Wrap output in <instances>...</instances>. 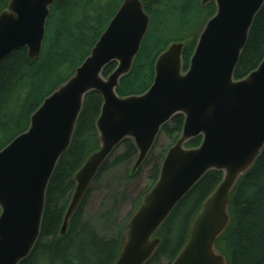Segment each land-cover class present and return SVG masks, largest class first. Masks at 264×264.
I'll return each mask as SVG.
<instances>
[{
    "label": "water",
    "instance_id": "obj_1",
    "mask_svg": "<svg viewBox=\"0 0 264 264\" xmlns=\"http://www.w3.org/2000/svg\"><path fill=\"white\" fill-rule=\"evenodd\" d=\"M55 0H10L0 13V62L26 49L40 58L50 8ZM215 13L200 31L188 67L184 42H171L154 63L149 89L120 96L147 36L150 17L141 0H123L72 76L31 114L26 131L0 150V264H22L41 232L51 177L70 148L85 98L97 93L102 105L95 123L98 149L73 176L74 190L59 236L85 199L96 175L124 142L136 150L130 175L144 165L163 127L183 124L167 150L157 179L122 231L114 264H147L170 215L209 173L221 179L190 224L188 240L171 264H230L216 241L231 223L230 196L264 150V57L242 79L234 74L254 19L264 0H200ZM114 70L104 77L108 66ZM196 139V147L188 144Z\"/></svg>",
    "mask_w": 264,
    "mask_h": 264
},
{
    "label": "trees",
    "instance_id": "obj_2",
    "mask_svg": "<svg viewBox=\"0 0 264 264\" xmlns=\"http://www.w3.org/2000/svg\"><path fill=\"white\" fill-rule=\"evenodd\" d=\"M9 1L0 0V13L7 8ZM122 1L55 0L46 25V28H50L54 24V30L53 33L49 32L47 38L45 33L40 58L31 61L26 49H20L0 62V150L27 130L31 114L60 84L72 76L89 55ZM141 1L150 17V23L152 12L156 13L165 4V0ZM195 4L200 7V0H187L182 11H178L179 19L184 21L187 12L191 13ZM200 8L199 10H206L207 17L195 35L173 38L165 43L164 48H159L158 45L150 48L146 43L148 30L131 73L120 82V89L117 91L120 96L139 95L149 89L154 77L155 60L171 42L185 43L183 62L184 69H187L200 30L215 13L213 3ZM174 32L187 31L175 28ZM263 57L264 6L254 19L234 74L235 79H242L255 70ZM68 66L72 67V71L64 75L63 71ZM114 66L116 65L112 64L105 68L103 75L108 76ZM101 105L102 98L97 93H91L85 98L70 148L61 157L47 188L40 237L31 256L22 264H114L119 255L124 226L118 230L117 238L104 239L84 219V206L90 189L70 221L66 235L59 236L62 219L75 186L73 176L84 160L98 149H95L96 143L98 144L95 123ZM182 123L181 116L175 117L163 127L161 133L168 132L177 137ZM199 143L200 139H196L188 146L194 147ZM122 145L125 151L114 155L117 148L95 180L109 167L128 163L135 157L136 150L130 142ZM112 157L114 160L110 162ZM163 158L158 161L153 171V181L157 179ZM220 179L221 174H207L177 206L159 230L157 236L161 244L147 264H156L163 258L169 260L168 264L172 263L188 240L190 224L201 204ZM186 208L189 209L187 215L182 217V223L175 232V219ZM229 211L231 223L216 241L217 249L227 256L230 264H264V150L252 169L236 185L230 196ZM106 216L107 213L103 214L104 220Z\"/></svg>",
    "mask_w": 264,
    "mask_h": 264
},
{
    "label": "rangeland",
    "instance_id": "obj_3",
    "mask_svg": "<svg viewBox=\"0 0 264 264\" xmlns=\"http://www.w3.org/2000/svg\"><path fill=\"white\" fill-rule=\"evenodd\" d=\"M186 4L187 0H165V4L159 11L156 13L152 12V21L146 38V43H148L150 48L156 45L159 48H164L165 43L173 38L177 39L184 35H195L197 33L196 31L200 29L207 17L206 10H199L201 8L195 4L191 9V13L187 12L183 21L179 19L178 11H182ZM175 28L176 30L186 29L187 32H174ZM53 30L54 24L50 28H46V38L50 31L53 33ZM71 71L72 67L68 66L63 71V74L68 75ZM176 139V136L168 132L161 133L151 156L140 168L138 174L130 176L133 166L132 159L130 162L120 166L109 167L93 182L85 202L83 215L84 219L90 222L99 236L104 239H115L118 237V230L126 225L139 206L142 197L155 183L156 180L153 181L152 178L153 171L158 165V161L165 156L167 150L175 143ZM97 147L98 144L96 143L95 149ZM124 151L125 147L122 145L114 155L122 154ZM113 160L114 157H112L110 162ZM188 210L186 208L176 217L175 232L182 223V217L187 215ZM105 213H107L106 221L103 219V214ZM173 246L174 244H172ZM168 261V259L163 258L156 264H168Z\"/></svg>",
    "mask_w": 264,
    "mask_h": 264
},
{
    "label": "flooded vegetation",
    "instance_id": "obj_4",
    "mask_svg": "<svg viewBox=\"0 0 264 264\" xmlns=\"http://www.w3.org/2000/svg\"><path fill=\"white\" fill-rule=\"evenodd\" d=\"M183 124V123H182ZM161 134V133H160ZM160 136V135H159ZM159 136H158V138H159ZM178 136H179V134H178ZM178 136H177V138H178ZM158 138H157V140H158ZM177 140V139H176ZM156 143H157V141H156ZM156 145V144H155ZM155 147V146H154ZM171 147V146H170ZM189 147V146H188ZM137 155V154H136ZM136 155H135V157L133 158V162H134V160H135V158H136Z\"/></svg>",
    "mask_w": 264,
    "mask_h": 264
}]
</instances>
